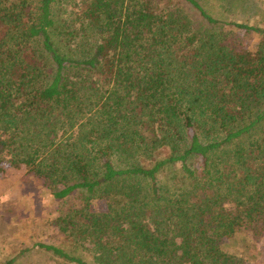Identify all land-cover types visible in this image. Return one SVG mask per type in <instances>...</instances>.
I'll return each instance as SVG.
<instances>
[{
    "label": "trees",
    "instance_id": "16d2710c",
    "mask_svg": "<svg viewBox=\"0 0 264 264\" xmlns=\"http://www.w3.org/2000/svg\"><path fill=\"white\" fill-rule=\"evenodd\" d=\"M4 162L64 203L90 260L37 242L55 262L255 264L264 27L208 0H0Z\"/></svg>",
    "mask_w": 264,
    "mask_h": 264
},
{
    "label": "rangeland",
    "instance_id": "374dc122",
    "mask_svg": "<svg viewBox=\"0 0 264 264\" xmlns=\"http://www.w3.org/2000/svg\"><path fill=\"white\" fill-rule=\"evenodd\" d=\"M212 1V2H211ZM229 11L219 8L225 0H208V7L217 16L264 27V0H231ZM221 6V5H220ZM240 38L245 45L255 43L250 35ZM5 158V156H3ZM5 161V159H4ZM0 170V263L15 256L13 264H73L53 261V256L43 249H36L37 242L62 247L69 254L87 261L89 255L83 248L71 245L58 230L56 217L64 203L53 200L41 180L30 177L23 168L6 164ZM67 204H70L68 201ZM91 208L105 210V202L94 200ZM260 250L255 264H264V237L253 239ZM22 251L23 249H28Z\"/></svg>",
    "mask_w": 264,
    "mask_h": 264
}]
</instances>
